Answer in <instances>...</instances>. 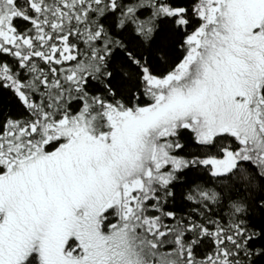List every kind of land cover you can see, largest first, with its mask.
Returning a JSON list of instances; mask_svg holds the SVG:
<instances>
[{
  "label": "snow or ice",
  "instance_id": "6c2138e0",
  "mask_svg": "<svg viewBox=\"0 0 264 264\" xmlns=\"http://www.w3.org/2000/svg\"><path fill=\"white\" fill-rule=\"evenodd\" d=\"M0 264H264V0H0Z\"/></svg>",
  "mask_w": 264,
  "mask_h": 264
}]
</instances>
